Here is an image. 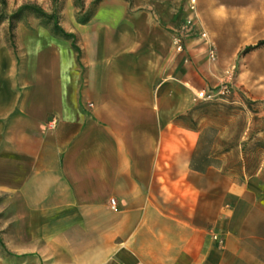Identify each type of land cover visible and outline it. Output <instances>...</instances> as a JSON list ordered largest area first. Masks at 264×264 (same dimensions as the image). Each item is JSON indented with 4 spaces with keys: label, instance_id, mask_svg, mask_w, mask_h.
Listing matches in <instances>:
<instances>
[{
    "label": "crops",
    "instance_id": "obj_1",
    "mask_svg": "<svg viewBox=\"0 0 264 264\" xmlns=\"http://www.w3.org/2000/svg\"><path fill=\"white\" fill-rule=\"evenodd\" d=\"M172 1L103 0L87 23L63 10L78 50L40 23L17 26L19 60L0 39V264H264V150L237 168L180 118L213 68L176 49ZM256 109L240 141L264 143Z\"/></svg>",
    "mask_w": 264,
    "mask_h": 264
},
{
    "label": "rangeland",
    "instance_id": "obj_2",
    "mask_svg": "<svg viewBox=\"0 0 264 264\" xmlns=\"http://www.w3.org/2000/svg\"><path fill=\"white\" fill-rule=\"evenodd\" d=\"M93 0H84V9L75 6V0L51 1V6L45 9L58 12L61 23L67 20L68 10L76 21L85 19L90 11ZM122 1V0H121ZM33 2H23L21 5ZM35 3V2H34ZM129 10L139 7V0H123ZM37 4V3H35ZM20 3L16 0L6 14L18 9ZM119 4H114L118 6ZM18 6V7H17ZM42 7V5H39ZM171 9L175 14V46L183 53L201 52L209 68H213L210 81L213 83L208 90L217 95L208 100L197 98L194 117L203 119L207 125L205 138L206 150L233 149V157L225 159L237 168L245 166L247 171H253L259 165V157L264 150V143L255 141H240L245 131L249 109L258 107L260 111L263 101L253 100V95L264 94V46L245 53L248 46L255 45L264 39V0H173ZM46 11V12H47ZM1 12V10H0ZM43 24L51 29L53 21L32 12H25L16 23L13 33L9 30V20L0 22V39L5 38L10 43L13 54L19 60L20 46L17 26L32 27ZM2 24L6 26L2 27ZM7 28V30H5ZM206 32V37L202 33ZM77 39V38H76ZM214 49L216 59H211L209 53ZM224 91V93H221ZM208 103L205 107L200 104ZM241 145L244 157H239L237 147ZM249 155V156H248ZM12 226V205L6 194L0 192V251L8 252L5 243L6 234Z\"/></svg>",
    "mask_w": 264,
    "mask_h": 264
},
{
    "label": "trees",
    "instance_id": "obj_3",
    "mask_svg": "<svg viewBox=\"0 0 264 264\" xmlns=\"http://www.w3.org/2000/svg\"><path fill=\"white\" fill-rule=\"evenodd\" d=\"M58 0H53V2H57ZM103 0H93L90 4V11L86 14L85 19L80 20V23H87L88 21H90V19L95 15L100 3ZM75 6L80 7L81 9H84V0H75ZM8 7V2L7 0H0V22L4 19H8L9 20V30L11 33H13L15 27H16V23L18 21L21 20L22 16L25 14V12L29 11L32 13H35L37 15H39L40 17L46 18L49 21H53L54 23V27H53V32L56 35H62L65 38L71 39L73 40V46L75 47V49L78 50L77 44H76V36L72 33H68L64 30V28L60 25V22L58 20V12L53 11L51 13L46 12L41 6H39L38 4L35 3H26L21 5L18 9H16L15 11H13L11 14H6V9ZM264 46V39L258 41L255 45H251L248 46L245 49V53H248L252 50H255L259 47ZM209 105L208 103L205 104H200V107H205ZM197 110V107H195L193 109L194 113ZM194 113L193 115H187V116H181L180 118L182 119H193L194 117Z\"/></svg>",
    "mask_w": 264,
    "mask_h": 264
},
{
    "label": "built area",
    "instance_id": "obj_4",
    "mask_svg": "<svg viewBox=\"0 0 264 264\" xmlns=\"http://www.w3.org/2000/svg\"><path fill=\"white\" fill-rule=\"evenodd\" d=\"M206 35H207L206 32L202 33L203 37H206ZM178 48H179V50L181 49V44L180 43L178 45ZM209 57L211 59H213V60L216 59V53H215L214 49H211V51L209 53ZM221 93H224V91H222ZM216 95L217 94L215 92H213V91L203 89V90H201V91H199L197 93V98L203 99V100H208V99L214 98ZM111 204L114 207V204H115V200L114 199L111 200Z\"/></svg>",
    "mask_w": 264,
    "mask_h": 264
}]
</instances>
